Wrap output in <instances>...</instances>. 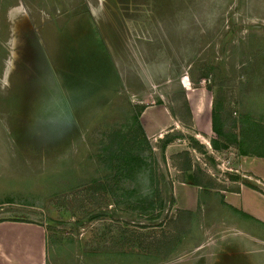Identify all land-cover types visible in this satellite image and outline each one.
Segmentation results:
<instances>
[{
    "label": "rangeland",
    "instance_id": "obj_1",
    "mask_svg": "<svg viewBox=\"0 0 264 264\" xmlns=\"http://www.w3.org/2000/svg\"><path fill=\"white\" fill-rule=\"evenodd\" d=\"M201 87L247 155L203 157L184 127L166 159L164 138L137 134L140 107L178 109ZM116 130L145 153L135 177L102 150ZM250 157L264 174V0H0V216L41 223L48 264H218L242 248L264 264L216 206L232 177L264 193Z\"/></svg>",
    "mask_w": 264,
    "mask_h": 264
},
{
    "label": "crops",
    "instance_id": "obj_2",
    "mask_svg": "<svg viewBox=\"0 0 264 264\" xmlns=\"http://www.w3.org/2000/svg\"><path fill=\"white\" fill-rule=\"evenodd\" d=\"M184 102L186 103H183L178 109L175 107L168 108L165 105L155 110L144 108L140 115V121L144 124L146 132L160 140L164 137L170 139L162 155H165L166 159L169 155L173 156L171 150L176 148L174 147L175 141L183 140L182 134L184 131H182L181 128L184 127L187 130L198 131V133L194 132L195 135H201L208 142L205 143V152H201L200 155L206 157V155H210L212 152L211 150L219 151L224 141H222L220 137H212V135H218L214 131V126L216 127V125L213 120L214 105L212 106L211 92L203 87L187 89ZM170 134L174 135V137H179L172 138ZM212 141L218 148L214 149L212 147ZM204 160L206 161V159ZM244 166L246 167L245 170L248 172L259 175V170L257 168L258 163L253 164V159L251 157L247 164L244 163ZM260 167L262 171H264L262 165ZM185 169L189 173L193 172L194 165L192 161H190V163L188 161V165ZM199 174L200 173H192L193 182L191 185L208 190L211 184L199 180ZM259 176H264V174L262 173ZM189 181L192 180H188V182ZM233 182L235 184L234 188L220 190L224 195L223 200H219V202L216 203L217 205L212 204L214 201L211 199L212 197L210 195H208V202L210 205L212 204L219 208L224 207L229 209L232 214V218H230L232 223L240 230L247 239V242H251L252 245H262L264 248V234L258 232L252 233L251 230H243V225H245L247 229H251L250 222L264 226V193L260 191L259 188L253 187L254 185L250 186L251 183L247 182L246 179L233 180ZM195 183H197V185ZM204 184L207 186L205 185L206 187H204ZM198 203L199 200L195 203L193 202L190 206L197 207ZM233 215L235 216L233 217ZM241 218L244 220H241ZM241 250H244V252ZM251 250L243 248L237 250L240 251V253H238L240 258L235 256L234 259L240 260V262H237L239 264H256L250 259V254L252 252L255 253L253 251L254 249ZM47 252V234L41 223L0 216V264H48ZM220 254L222 255L221 258L218 259V264H224L225 254L231 255L227 249H222ZM262 261L264 260L262 259Z\"/></svg>",
    "mask_w": 264,
    "mask_h": 264
},
{
    "label": "trees",
    "instance_id": "obj_3",
    "mask_svg": "<svg viewBox=\"0 0 264 264\" xmlns=\"http://www.w3.org/2000/svg\"><path fill=\"white\" fill-rule=\"evenodd\" d=\"M144 106L140 107L137 111V113L135 115L132 116L133 118V124L136 125L137 127V134H140V136L143 137L144 142L147 143V137L145 135V131L142 128V123L140 121V115L142 113V111L144 110ZM213 117L215 116V106L213 107ZM248 119V118H247ZM214 123H215V118H213ZM243 120L246 119H242L240 121V130L239 133L242 134V125H243ZM216 125V124H215ZM249 128V131H251V125L248 124L247 129ZM263 128V127H260ZM214 131L216 132V134L218 135V137L222 138V137H226L228 138V140L226 141L227 143H225V145H222L220 148H226L227 146H235L238 147V149L241 151L242 155H247L246 152L242 151L241 147L239 146V143H237V135L235 133H230L228 132H220V129L218 128V126H214ZM125 135L123 134L122 131L120 130H116L114 132H110V134H108V142L106 145L103 146V151H108L109 155H108V159H111L114 157L117 159L118 161V165L119 166H123L125 167V170L127 171V173H125V175L127 177H135L136 173H137V169L139 168L138 166H147V159L145 156V153L142 151L136 152V149L133 146H130L129 148H125L126 145H124L123 140ZM136 137V136H135ZM190 139V142L192 143V146L194 148H198L201 151L204 150L203 146L199 143V141L197 139H195V137L189 136L188 137ZM119 140V141H117ZM168 142H170V139L168 137H164V139L162 140L161 146H160V150L161 153L163 154L164 149L166 147V145L168 144ZM130 144V143H129ZM212 147L218 148L216 144L213 143V141L211 142ZM148 145V143H147ZM133 147V148H132ZM149 147V146H148ZM220 150V149H219ZM205 152V150H204ZM202 152V153H204ZM125 171V172H126ZM233 180H237L235 179V177H232ZM195 182V181H194ZM197 185V183H195ZM249 184V183H248ZM250 186H253L252 184H250ZM255 188H257L256 186H253Z\"/></svg>",
    "mask_w": 264,
    "mask_h": 264
},
{
    "label": "flooded vegetation",
    "instance_id": "obj_4",
    "mask_svg": "<svg viewBox=\"0 0 264 264\" xmlns=\"http://www.w3.org/2000/svg\"><path fill=\"white\" fill-rule=\"evenodd\" d=\"M237 262H240V260L232 259V257H230L224 261V264H238Z\"/></svg>",
    "mask_w": 264,
    "mask_h": 264
},
{
    "label": "bare ground",
    "instance_id": "obj_5",
    "mask_svg": "<svg viewBox=\"0 0 264 264\" xmlns=\"http://www.w3.org/2000/svg\"><path fill=\"white\" fill-rule=\"evenodd\" d=\"M196 137L200 140V139H202V142H206V143H208L207 141H206V139H204L203 137H201L200 135H196Z\"/></svg>",
    "mask_w": 264,
    "mask_h": 264
}]
</instances>
